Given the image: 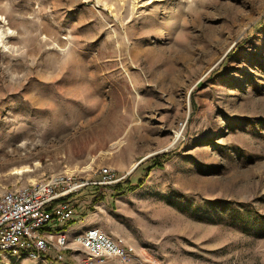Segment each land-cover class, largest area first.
<instances>
[{
    "label": "rangeland",
    "instance_id": "1",
    "mask_svg": "<svg viewBox=\"0 0 264 264\" xmlns=\"http://www.w3.org/2000/svg\"><path fill=\"white\" fill-rule=\"evenodd\" d=\"M104 168V264H264V0H0V194Z\"/></svg>",
    "mask_w": 264,
    "mask_h": 264
},
{
    "label": "built area",
    "instance_id": "2",
    "mask_svg": "<svg viewBox=\"0 0 264 264\" xmlns=\"http://www.w3.org/2000/svg\"><path fill=\"white\" fill-rule=\"evenodd\" d=\"M108 169L101 170L96 182L72 181L67 175L54 174L47 180L0 194V255H25L62 260L67 252L82 251L97 264L116 258L128 261L135 255L132 245L124 244L97 227L68 236L62 227L47 230L51 223H65L73 216L74 201L66 199L88 184L111 185L118 181Z\"/></svg>",
    "mask_w": 264,
    "mask_h": 264
},
{
    "label": "crops",
    "instance_id": "3",
    "mask_svg": "<svg viewBox=\"0 0 264 264\" xmlns=\"http://www.w3.org/2000/svg\"><path fill=\"white\" fill-rule=\"evenodd\" d=\"M84 189L85 188H82V189L78 190L77 192H75L73 194L74 203L77 204L76 207H78L79 199L81 198V196H83L82 193H83ZM103 204L106 205V206L112 204L110 202L109 197H106L104 199ZM93 207H94L93 210L90 211V212L85 213L84 216H81L80 215L81 213H78L77 210H76V212L73 213V216L70 219V220H75L76 221L75 223L69 224L67 226H66V222L63 223V224L62 223H60V224L51 223L50 225H48L45 228L47 230H57L59 227H62L64 229L63 231L69 237L70 236H74L75 234L84 232V231H86V230H88L90 228H93V227H97L100 230L106 232L107 234H110V233H108L105 225H103V223H102V219L100 218L101 210L96 205H94Z\"/></svg>",
    "mask_w": 264,
    "mask_h": 264
},
{
    "label": "trees",
    "instance_id": "4",
    "mask_svg": "<svg viewBox=\"0 0 264 264\" xmlns=\"http://www.w3.org/2000/svg\"><path fill=\"white\" fill-rule=\"evenodd\" d=\"M169 155H170L169 153H166L165 155H162V156H157V157H152V158H150L149 161H148V162L150 163V164H149L150 167H162V165H163V160H161V159H159V158L167 159ZM146 168L149 169V166L146 167ZM146 170H147V169H146ZM99 181H100V180H99ZM136 184H137V183H136ZM136 184L132 183V181H131L130 178H127V179H125V180H123V181H120V182H118V183L112 185L111 188H112L114 191H116V192L123 193L124 191H130V190H133L134 187L136 186ZM100 186H101V185H100ZM66 199L71 200V201H74V199H73V195H69ZM73 206H74V211L76 212V210H77V207H76L77 204L74 203ZM87 211H88V210L86 209L85 212H84V213H81L80 215H81V216H84V214L87 213ZM75 222H76L75 220H68V221L66 222V226L69 225V224L75 223ZM46 259H48L49 261H51V262L54 263V264H65V261H70V260H69V256H68L66 253H65V255H64V257H63L62 260H58V259H56L55 257H53L52 255H46ZM66 264H68V263H66Z\"/></svg>",
    "mask_w": 264,
    "mask_h": 264
},
{
    "label": "bare ground",
    "instance_id": "5",
    "mask_svg": "<svg viewBox=\"0 0 264 264\" xmlns=\"http://www.w3.org/2000/svg\"><path fill=\"white\" fill-rule=\"evenodd\" d=\"M17 172H21V170H17Z\"/></svg>",
    "mask_w": 264,
    "mask_h": 264
}]
</instances>
